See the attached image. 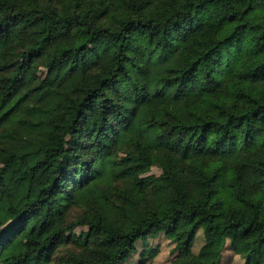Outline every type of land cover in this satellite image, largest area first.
<instances>
[{
  "label": "trees",
  "instance_id": "16d2710c",
  "mask_svg": "<svg viewBox=\"0 0 264 264\" xmlns=\"http://www.w3.org/2000/svg\"><path fill=\"white\" fill-rule=\"evenodd\" d=\"M2 205L0 264H264V0H0Z\"/></svg>",
  "mask_w": 264,
  "mask_h": 264
},
{
  "label": "rangeland",
  "instance_id": "374dc122",
  "mask_svg": "<svg viewBox=\"0 0 264 264\" xmlns=\"http://www.w3.org/2000/svg\"><path fill=\"white\" fill-rule=\"evenodd\" d=\"M160 173L161 172L157 168H152L149 175L159 176ZM0 217L5 219V205H2V207L0 208ZM35 224H46L50 227L55 226V220L53 218L52 212L47 208L43 209V211L38 215L35 221L31 223L28 231L31 230ZM4 226L5 228H10L11 222H8ZM87 231V228H77L73 231L72 234L68 233L67 237L72 243L67 246H73L75 243L84 242L87 238ZM28 235L29 232H25L23 237L17 241V243L15 244L17 250L23 247V242ZM202 241V236L199 234L193 246L194 252H197L200 249ZM148 243L149 246L158 249V254L155 257L153 264H173L174 254L172 251L174 246L168 240H166L163 235H159L157 238L149 239ZM67 246H62L57 249L54 254L53 261H51V264H60L62 262V258L66 255L65 249L68 248ZM137 246L139 252H141L143 249V245L141 243H138ZM139 252L138 254L132 256L127 264H138ZM88 258L95 264H104L107 262L104 248L102 247L94 246ZM221 264H243V262L240 259L235 258L230 252H227L226 254H223V260Z\"/></svg>",
  "mask_w": 264,
  "mask_h": 264
}]
</instances>
